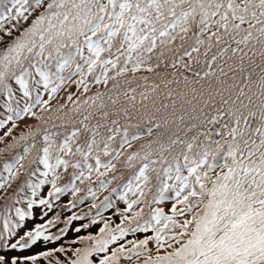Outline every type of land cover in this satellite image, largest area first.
<instances>
[{"label": "snow or ice", "instance_id": "obj_1", "mask_svg": "<svg viewBox=\"0 0 264 264\" xmlns=\"http://www.w3.org/2000/svg\"><path fill=\"white\" fill-rule=\"evenodd\" d=\"M0 9V107L9 113L0 128L36 121L0 149L10 154L0 167V253L59 240L74 220L90 217L77 233L102 222L97 234L69 241L81 246L67 261L52 260L67 256L61 245L0 254V264H264V0H0ZM118 164L128 176L106 179ZM48 185L47 198L35 199ZM28 190L27 207L43 206L42 217L65 194L62 209L93 203L59 234H45L57 212L9 244L20 227L11 204ZM113 194L126 205L115 227L103 216L116 207ZM15 215L31 213L17 207ZM137 233L145 235L109 250Z\"/></svg>", "mask_w": 264, "mask_h": 264}, {"label": "rangeland", "instance_id": "obj_2", "mask_svg": "<svg viewBox=\"0 0 264 264\" xmlns=\"http://www.w3.org/2000/svg\"><path fill=\"white\" fill-rule=\"evenodd\" d=\"M16 127L13 128V123L10 125L9 128H12V132L11 135H7L5 136V133H3V140L0 141V143L2 144H7L9 141H11V139L16 135L15 131L18 129V123H15ZM20 148L16 149L15 151L20 152ZM10 159V155L7 158L4 159H0V164L3 163L4 160H8ZM26 179L25 176H22L21 181L19 182L18 186ZM63 183L61 182V185ZM14 185V182L11 184V186ZM16 185L15 188H11L12 191L11 192H7V195H11L13 192H15L17 190ZM47 189L46 187H42L36 198L35 199H40V198H47ZM0 194V197H3L5 195ZM78 195H81L80 193ZM26 197H28V199H26L27 201H29V198L31 197V193L30 190L27 191L26 193ZM71 199L69 194H65L63 196H61V198L56 201L53 200V204L54 207L52 208V210L48 211L46 216L42 217V211H44L43 206H40L39 204H35L33 205V207L31 209H29L27 207L28 202H26L24 199H22L19 203H12L11 204V211L8 213L9 219L12 221L13 224L15 223H19L20 227L18 229H16V235L13 236L15 237V239L13 240V242L11 243H15V241L17 239H19L20 236H23L25 232L32 230L37 224H44L47 220L51 219L57 212H59L60 214V222L48 227L45 230V234L46 235H50V234H59V229L64 227V221L68 218V216H70L73 212L80 214L81 212H86L89 210V208L91 207V205L85 204H79L77 205L76 208H67V209H62L59 207V205H65L68 203V201ZM100 199V198H99ZM5 201L3 199H0V204ZM22 208L24 211L26 212H30L31 215L26 216L23 220H20L19 217H17L15 215V208ZM168 211V209H167ZM93 214L95 213V209L92 210ZM15 215V216H13ZM13 216V217H12ZM103 216L105 218L109 217V222L111 224L112 227L113 226V221L115 217H111V215L108 212H105L103 214ZM90 217H85L83 219L80 220H74L72 221L71 224L68 225V231L64 234L61 235L59 240H53V241H49V242H45L43 240V238L41 237V239L33 246H31L28 249H16V250H4L3 253L0 254H6L8 257H12V256H16V257H24V256H28V255H34V254H38L42 251H48V250H52L55 249L61 245H64L66 248L69 249V252L67 254V256L65 255V253H61V252H56L54 253L52 260H62V261H67L68 257L72 255L71 249H74L75 247H79L81 246L78 242L77 243H69V241L72 240H76L78 238V236H83V235H87L89 233L91 234H97L99 228L102 226V222H97V224L95 225H90V227L88 229H81V231L79 233H77L75 231V229L77 227H79L81 224L84 223H88ZM0 232L3 231V218L0 219ZM6 235V233H5ZM11 238V237H9ZM9 238H8V243H9ZM9 243V244H11ZM110 250V247H109ZM93 259H97V257H93ZM21 264H25V262H21ZM26 264H31V262H26ZM36 264H50L49 259H46L44 257H40L37 261Z\"/></svg>", "mask_w": 264, "mask_h": 264}, {"label": "trees", "instance_id": "obj_3", "mask_svg": "<svg viewBox=\"0 0 264 264\" xmlns=\"http://www.w3.org/2000/svg\"><path fill=\"white\" fill-rule=\"evenodd\" d=\"M10 6L11 5L9 4V7ZM0 11H3V9H0ZM30 22H31V19L28 21V23H30ZM12 23H15V21H12ZM27 26H28V24L21 23L20 24V30H22L24 27H27ZM4 27L8 28V27H10V24L6 21L5 24H4ZM18 34H19V32H13V36L18 35ZM0 35H3V33L0 32ZM11 39H12V37H5V42H7V41H9ZM4 46H5V44L0 43V49L4 48ZM144 74H146V73H144ZM95 90H96V88L94 86L92 91H95ZM69 91L75 92L76 91L75 85H72L70 87H66L65 89H63L56 96V98L52 101V103L56 104L58 101H61L62 97H64L66 95V93L69 92ZM77 94H79V93H77ZM17 97H21V93L17 92ZM44 98L47 99V96H45ZM73 99H75V96L73 97ZM0 101H3V97H0ZM23 103H24V101H23V99H21V106H23ZM36 111L39 112V109H36ZM7 115H9V113L3 107H0V120L5 119L7 117ZM12 123H14V124L18 123V129L15 131L16 135L14 136V137H18L22 132L28 131L29 126L34 125L36 123V121H35L34 118H32L30 116H27V117H22L19 120H14V121L8 122L4 128H0V137H3L2 136L3 133H5L6 130L9 129V127H10V125ZM13 138L7 144L12 143L13 142ZM0 141H2V140H0ZM5 145L6 144L0 143V149L4 148ZM9 155L10 154L6 152L2 156H0V159L7 158ZM130 171H131L130 169H126L122 165L118 164L117 172L116 173H109L108 177H106V179L110 178L112 175H121V176L127 177L128 174L130 173ZM22 176H21V179H22ZM21 179L15 181L14 185H12V186L9 185L8 188H7V191L11 190V188H15L16 185L18 186V184L21 181ZM92 181H93V186L95 187V176L92 177ZM61 182L63 183V181H61ZM120 184H121V181L120 180H116V181H113L112 184L108 185L107 188L101 189L98 192L97 201L96 202L99 203V201L103 200L105 196H107V195H109L111 193L112 188L117 187ZM45 187H46L47 191H50V185L45 186ZM80 194H81V196L85 195L84 192H81ZM23 199L24 200L28 199L26 197V194L24 195ZM112 199L115 202L116 207L105 210L103 212V214L105 212H108L111 215V217H115L114 221L112 223L113 226L115 227L120 222V216L118 214H114V213L117 212V208L122 210L126 205H125L124 201L118 199V194H113L112 195ZM92 203H93V201L89 197L88 200H86L82 205H85V204L92 205ZM162 206L165 208V211L167 212V209L170 207V204H165V205H162ZM139 207H141V205H137L136 206L137 209ZM145 211H147V209H145ZM106 219H110V218L107 217ZM151 234L152 233L150 231H149V233H147V235H151ZM144 235H145V233H137L135 235L129 234L124 239L118 241L117 244L110 245L109 246L110 250H111L112 247H116L119 243H125L126 240H130V239H141V238H143ZM126 246H128V245H126ZM148 247L152 249V252L150 254L155 255L156 249H155L154 244L150 243ZM161 251H163V250H161ZM141 259H143V257H141ZM120 264H138V261L136 260L135 257H132V258H123L122 257L121 260H120Z\"/></svg>", "mask_w": 264, "mask_h": 264}]
</instances>
